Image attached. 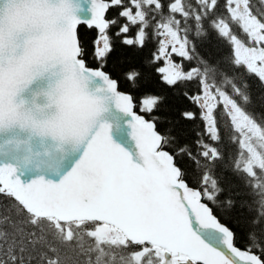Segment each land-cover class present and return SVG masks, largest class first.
Returning <instances> with one entry per match:
<instances>
[{
	"label": "snow or ice",
	"instance_id": "1",
	"mask_svg": "<svg viewBox=\"0 0 264 264\" xmlns=\"http://www.w3.org/2000/svg\"><path fill=\"white\" fill-rule=\"evenodd\" d=\"M118 24L124 45L156 40L146 63L163 61L161 81L194 106L181 113L202 125L192 144L158 131L162 97L137 111L104 70ZM82 25L97 31L96 67ZM213 32L230 52L210 64L189 33ZM249 78L264 86V0H0V264H264V113Z\"/></svg>",
	"mask_w": 264,
	"mask_h": 264
},
{
	"label": "trees",
	"instance_id": "2",
	"mask_svg": "<svg viewBox=\"0 0 264 264\" xmlns=\"http://www.w3.org/2000/svg\"><path fill=\"white\" fill-rule=\"evenodd\" d=\"M220 2L223 3V0H220ZM253 3L258 4V0H253ZM119 11L120 8L118 7L110 8L106 14V18H117L119 24L124 23L123 19L119 17ZM119 24L109 30V34L112 36L114 43V51L109 55L104 70L110 73L112 78L119 82L120 91L130 93L133 96L134 102L137 105V111H139L142 97L149 95L162 97V103L155 112V115L159 117L157 121L158 131L166 133L171 129V134L178 136L181 144H192L196 139V132L202 128V125L199 121L193 122L182 119L181 113L185 110L195 111L194 106L185 99L183 95L184 89L169 87L161 81L155 68L162 66L163 61H161L159 65H149L146 63L150 59L152 53L156 51V40L153 39L143 49L124 45L120 42L123 37H117L114 34L117 31ZM135 32L136 28L132 27L127 35L134 36ZM189 36L196 45V52L198 55L204 57L210 64H215L220 57H223L226 53L230 52V48L223 43V41L219 40L214 32L211 33L210 38L205 40L196 39L191 33H189ZM96 37L97 31L95 29H88L83 25L80 26L79 38L88 51L89 64L92 67L97 66L96 61L92 58L93 41ZM180 59L181 58L177 56H173V60L175 61L179 62ZM195 63V61L192 62L193 65ZM189 66V62L184 61V67L187 69ZM132 69L138 70L142 74L137 87L131 86L129 81L125 79V74ZM248 84L251 88L253 100L255 101V108L253 110L258 115L264 113V100L259 99L260 97H264V86H261V83L255 78H249ZM189 91H192V89H189ZM140 114L144 115V113ZM222 151L224 152V160L222 161V164L230 165V156L235 155V146L225 140ZM177 162L182 168L188 170L191 169V162L186 158L183 161L178 159ZM228 175H230V173H228ZM231 179L243 188V184L240 180L236 177H231ZM239 199H247V197H239ZM7 203V198L0 195V213L4 211L3 206ZM217 215L219 216L220 213L217 212ZM221 220L223 223L237 231L239 237L238 246L244 248L247 243L245 231L238 228L231 220L225 219L223 216H221Z\"/></svg>",
	"mask_w": 264,
	"mask_h": 264
},
{
	"label": "flooded vegetation",
	"instance_id": "3",
	"mask_svg": "<svg viewBox=\"0 0 264 264\" xmlns=\"http://www.w3.org/2000/svg\"><path fill=\"white\" fill-rule=\"evenodd\" d=\"M238 31V34H239V30H237Z\"/></svg>",
	"mask_w": 264,
	"mask_h": 264
},
{
	"label": "water",
	"instance_id": "4",
	"mask_svg": "<svg viewBox=\"0 0 264 264\" xmlns=\"http://www.w3.org/2000/svg\"><path fill=\"white\" fill-rule=\"evenodd\" d=\"M107 14V13H106ZM122 92V91H121ZM124 93V92H123Z\"/></svg>",
	"mask_w": 264,
	"mask_h": 264
}]
</instances>
